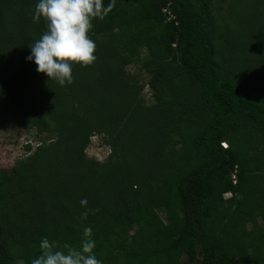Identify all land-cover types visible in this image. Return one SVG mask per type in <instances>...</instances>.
I'll return each mask as SVG.
<instances>
[{
  "label": "trees",
  "instance_id": "trees-1",
  "mask_svg": "<svg viewBox=\"0 0 264 264\" xmlns=\"http://www.w3.org/2000/svg\"><path fill=\"white\" fill-rule=\"evenodd\" d=\"M237 1L218 24L214 0H115L92 21L96 60L60 86L25 60L36 0H0V116L35 140L0 169V264H30L43 236L78 247L85 226L103 264H264V47L230 56Z\"/></svg>",
  "mask_w": 264,
  "mask_h": 264
},
{
  "label": "clouds",
  "instance_id": "clouds-1",
  "mask_svg": "<svg viewBox=\"0 0 264 264\" xmlns=\"http://www.w3.org/2000/svg\"><path fill=\"white\" fill-rule=\"evenodd\" d=\"M114 5L115 0H36L31 9L32 20L43 19L45 30L29 47L26 62L34 63L37 73L60 86L71 84L73 64L85 67L96 60V44L89 35L92 21L104 19ZM79 203L85 208L80 215L83 220L87 217V200L81 199ZM38 247L40 252L30 264H103L93 251L95 240L88 226L82 230L78 247L67 242L58 246L47 236L40 238Z\"/></svg>",
  "mask_w": 264,
  "mask_h": 264
},
{
  "label": "rangeland",
  "instance_id": "rangeland-1",
  "mask_svg": "<svg viewBox=\"0 0 264 264\" xmlns=\"http://www.w3.org/2000/svg\"><path fill=\"white\" fill-rule=\"evenodd\" d=\"M229 0H214V13L216 14V20L218 24H224L228 22L226 17L225 6ZM220 2V4H218ZM221 3H224L221 6ZM235 9L238 10L237 23H236V35L234 36V48H230V56H239L242 52L245 53H257V49L264 47V34H256L261 29L258 27L259 24L264 25L263 18H257L255 15L264 13V8L258 10V0H243L242 2L237 1L234 3ZM243 9V12H242ZM251 11V13H249ZM246 12V13H245ZM242 13V14H241ZM261 56V55H260ZM246 59L249 56H245ZM126 69L131 72H137L138 65L129 63L126 65ZM141 73V74H140ZM139 76L142 81H147V75L144 71H140ZM141 95L145 98V101L149 104L152 100L151 88L146 84L142 87ZM194 132V131H193ZM192 132V133H193ZM34 130L31 128L23 127L21 125H13L11 119V113L9 111L4 112L0 116V169L11 170L17 159L23 158L26 154L23 146L26 142L35 144ZM108 146L102 141V138L98 134H93L89 137L88 144L84 149L85 155L89 159L96 161H103L108 154ZM230 193H224L223 197L229 196ZM161 219L165 222V216L162 210H159ZM259 223L262 225L263 221L259 219ZM14 264H22L20 261H15Z\"/></svg>",
  "mask_w": 264,
  "mask_h": 264
},
{
  "label": "built area",
  "instance_id": "built-area-1",
  "mask_svg": "<svg viewBox=\"0 0 264 264\" xmlns=\"http://www.w3.org/2000/svg\"><path fill=\"white\" fill-rule=\"evenodd\" d=\"M162 10L165 11V9H162ZM165 12H166V19L169 20L170 18H175V15H174L173 13H170L168 10H166ZM175 22H176V20H175ZM176 23H177V22H176ZM172 45H174V43H172ZM221 144H222L223 146L226 145L225 142H221ZM229 177H230V179H231V181H232L233 183L236 182V179H237V176H236V168L232 169V170L229 172Z\"/></svg>",
  "mask_w": 264,
  "mask_h": 264
}]
</instances>
